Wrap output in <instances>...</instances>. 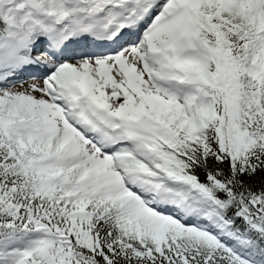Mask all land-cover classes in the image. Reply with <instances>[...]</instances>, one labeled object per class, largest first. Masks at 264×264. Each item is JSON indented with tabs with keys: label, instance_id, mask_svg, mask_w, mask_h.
I'll return each mask as SVG.
<instances>
[{
	"label": "snow or ice",
	"instance_id": "6c2138e0",
	"mask_svg": "<svg viewBox=\"0 0 264 264\" xmlns=\"http://www.w3.org/2000/svg\"><path fill=\"white\" fill-rule=\"evenodd\" d=\"M0 264H264V0H0Z\"/></svg>",
	"mask_w": 264,
	"mask_h": 264
}]
</instances>
